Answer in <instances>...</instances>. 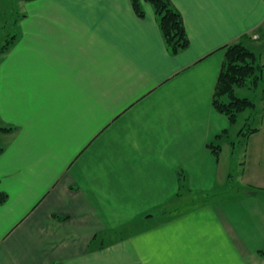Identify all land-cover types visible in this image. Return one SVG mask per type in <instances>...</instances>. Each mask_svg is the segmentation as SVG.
Listing matches in <instances>:
<instances>
[{
	"label": "crops",
	"instance_id": "obj_1",
	"mask_svg": "<svg viewBox=\"0 0 264 264\" xmlns=\"http://www.w3.org/2000/svg\"><path fill=\"white\" fill-rule=\"evenodd\" d=\"M171 1L177 54L148 1L143 16L132 0L19 1L0 53V264H264V152L253 190L211 198L235 124L215 87L234 42L264 63V0Z\"/></svg>",
	"mask_w": 264,
	"mask_h": 264
},
{
	"label": "trees",
	"instance_id": "obj_2",
	"mask_svg": "<svg viewBox=\"0 0 264 264\" xmlns=\"http://www.w3.org/2000/svg\"><path fill=\"white\" fill-rule=\"evenodd\" d=\"M143 1L152 4L158 17L162 35L166 41L168 50L177 54L189 46V37L183 22L182 14L173 5L171 0H132L135 11L143 16L145 10ZM25 14L19 13L11 17L0 26V53H4L13 45L19 35L17 24ZM18 21V22H17ZM264 63H261L258 55L249 49L242 41L234 42L226 47V54L221 73L219 75L213 97L214 108L227 116L230 122L236 123L240 113L251 110L245 127L238 133V140L247 139L259 130L253 126L255 117H262V110L258 107V100L249 96H240L237 91L242 88L253 89L259 95V101L264 100ZM7 131L10 128L0 127ZM227 132V131H224ZM218 135L217 138H219ZM234 141V144L238 142ZM208 147L216 156L221 152V145L212 141ZM3 147H0L2 151ZM7 198L6 193H0V201ZM264 254V249L261 250Z\"/></svg>",
	"mask_w": 264,
	"mask_h": 264
},
{
	"label": "rangeland",
	"instance_id": "obj_3",
	"mask_svg": "<svg viewBox=\"0 0 264 264\" xmlns=\"http://www.w3.org/2000/svg\"><path fill=\"white\" fill-rule=\"evenodd\" d=\"M19 1L20 0H0V26L9 18L15 17L22 12ZM237 93L240 96H249L258 100V107L262 110V117H258V122L255 121L253 126L259 125L260 128L263 124L262 122H264V101H259V95L250 88L239 89ZM250 113V110L240 113L238 121L232 128L231 137L228 138L229 143H225L222 155V159L224 160L223 163L225 164V171L223 172L224 174L220 181H218V190L211 194V198H215L214 200H216V198L219 199L234 195H244V190L240 191L238 188L254 189L252 184H255L256 179L253 172V166H255L256 161L259 160L258 156L264 152V124L261 129V134L257 133L249 137L247 139L248 141L244 140L240 142V140H238L239 130L246 126ZM235 140H238V142L233 147V142ZM1 144L2 141L0 138V145ZM246 161L247 167H245ZM208 196L210 195L199 194L198 200H200L201 197Z\"/></svg>",
	"mask_w": 264,
	"mask_h": 264
}]
</instances>
